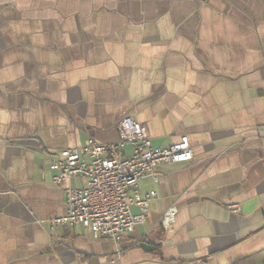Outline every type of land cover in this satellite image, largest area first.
<instances>
[{"label": "crops", "instance_id": "crops-1", "mask_svg": "<svg viewBox=\"0 0 264 264\" xmlns=\"http://www.w3.org/2000/svg\"><path fill=\"white\" fill-rule=\"evenodd\" d=\"M126 117L194 159L142 181L158 197L121 242L50 232L66 193L43 149L118 142ZM261 126L264 0H0V264H264Z\"/></svg>", "mask_w": 264, "mask_h": 264}, {"label": "built area", "instance_id": "built-area-1", "mask_svg": "<svg viewBox=\"0 0 264 264\" xmlns=\"http://www.w3.org/2000/svg\"><path fill=\"white\" fill-rule=\"evenodd\" d=\"M120 141L98 143L89 138L81 148L50 151L43 149L44 164L53 173V183L65 186L66 214L42 222L50 232L57 227H84L95 239H108L115 243L134 232L145 221L156 191L140 193L146 178L157 181L156 170L167 164L189 163L194 159L189 138L183 136L170 147H154L148 128L130 117L118 124ZM255 137L264 136V126L251 130ZM133 147L132 154L123 155L124 148ZM81 177V187L67 185L71 179ZM140 209L139 215L132 207ZM175 209L168 211L162 224L169 227L174 221Z\"/></svg>", "mask_w": 264, "mask_h": 264}, {"label": "water", "instance_id": "water-1", "mask_svg": "<svg viewBox=\"0 0 264 264\" xmlns=\"http://www.w3.org/2000/svg\"><path fill=\"white\" fill-rule=\"evenodd\" d=\"M141 247L145 248V249H151L147 244H141Z\"/></svg>", "mask_w": 264, "mask_h": 264}, {"label": "trees", "instance_id": "trees-1", "mask_svg": "<svg viewBox=\"0 0 264 264\" xmlns=\"http://www.w3.org/2000/svg\"><path fill=\"white\" fill-rule=\"evenodd\" d=\"M235 264H241V263H235Z\"/></svg>", "mask_w": 264, "mask_h": 264}]
</instances>
